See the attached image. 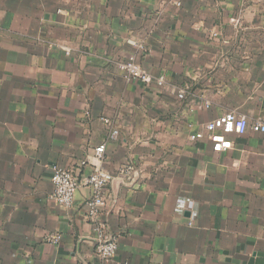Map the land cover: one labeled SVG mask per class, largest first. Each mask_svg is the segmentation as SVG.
Here are the masks:
<instances>
[{
    "label": "crops",
    "instance_id": "1",
    "mask_svg": "<svg viewBox=\"0 0 264 264\" xmlns=\"http://www.w3.org/2000/svg\"><path fill=\"white\" fill-rule=\"evenodd\" d=\"M228 112L264 118V0H0V264H264V135L189 141ZM53 166L114 176L111 261L90 189L50 199Z\"/></svg>",
    "mask_w": 264,
    "mask_h": 264
},
{
    "label": "built area",
    "instance_id": "2",
    "mask_svg": "<svg viewBox=\"0 0 264 264\" xmlns=\"http://www.w3.org/2000/svg\"><path fill=\"white\" fill-rule=\"evenodd\" d=\"M118 70L120 76L126 83L141 82L149 84L152 82L151 77L136 63L133 57H128L126 60L118 63ZM164 83L163 77L156 80L158 86H163ZM184 96V90L177 93V97L180 100ZM104 123L108 126L111 125L108 120H104ZM248 129L255 134L264 135V118H258L249 125L245 117L235 112H228L207 122L203 131L189 136V141L195 142L201 140L206 135L207 140L212 145L213 152L222 153L230 150L232 147L229 139L230 136H241ZM116 135L117 131L113 129L110 137L115 138ZM104 151L105 144H101L95 148L96 160L100 162L103 160ZM85 165V162L81 163V166ZM131 171V167H126L121 171V174L126 175ZM113 179L114 176L111 173L100 168L94 170L81 180H78L73 173L64 168L58 166L51 168L50 181L52 184V192L50 199L55 204L64 208H70L74 201V195L80 186H86L90 189V197L85 202V217L94 227L96 233L95 253L102 262L111 261L117 252L116 239L107 235L106 226L100 217L107 204L105 197L106 189ZM189 224L191 225V222ZM49 239L52 243H58L60 241V237L57 235Z\"/></svg>",
    "mask_w": 264,
    "mask_h": 264
},
{
    "label": "water",
    "instance_id": "3",
    "mask_svg": "<svg viewBox=\"0 0 264 264\" xmlns=\"http://www.w3.org/2000/svg\"><path fill=\"white\" fill-rule=\"evenodd\" d=\"M113 181H114V179L112 180V182H111V183H113Z\"/></svg>",
    "mask_w": 264,
    "mask_h": 264
}]
</instances>
